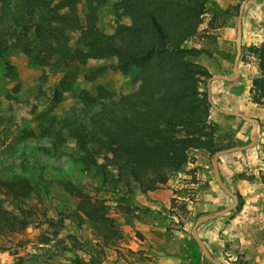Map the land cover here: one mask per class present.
I'll list each match as a JSON object with an SVG mask.
<instances>
[{"label": "rangeland", "instance_id": "1", "mask_svg": "<svg viewBox=\"0 0 264 264\" xmlns=\"http://www.w3.org/2000/svg\"><path fill=\"white\" fill-rule=\"evenodd\" d=\"M116 1L92 3L96 28L104 33L133 24L129 16L113 10ZM240 1L205 0L203 22L186 43L202 49L194 61L211 75H233ZM87 12L85 0H78L72 47L85 28ZM263 41L264 0H250L242 15L239 74L232 81L211 84L215 104L258 120L255 144L221 155L218 161L222 180L240 196L239 208L198 227L211 254L223 264H264V106L254 104L250 94L251 80L258 74L250 49ZM116 63V57L88 61L77 72L73 89L63 92L56 103L53 90L64 78L63 70L39 66L20 53L0 56V177L23 176L32 185V191L20 200L0 193V264H211L193 240L191 227L198 215L232 202L215 182L211 154L190 151L185 165L171 173L164 185L146 192L133 182L129 171L118 180L121 171L112 165L107 166L110 179L103 183L94 175V165L85 167L67 156L49 159L47 167L36 171L21 170L17 164L23 138L50 141L56 137L60 118L78 116L86 123L84 104L78 97L81 90L90 95L105 90L118 104L124 95L140 89L137 69L131 66L124 74L114 67ZM100 67L103 72L90 80ZM200 87L206 92V84ZM210 121L218 126L216 133L224 142L243 145L249 141L250 123L227 118L214 109ZM60 131L64 151L82 155L68 132ZM7 148L14 152L9 159L3 155ZM97 162H104L103 155ZM65 181L102 202L110 220L93 222L78 212L79 199L64 188ZM4 211L17 218L27 214L26 226L18 229L16 224L11 230L1 214Z\"/></svg>", "mask_w": 264, "mask_h": 264}, {"label": "trees", "instance_id": "2", "mask_svg": "<svg viewBox=\"0 0 264 264\" xmlns=\"http://www.w3.org/2000/svg\"><path fill=\"white\" fill-rule=\"evenodd\" d=\"M94 2L104 0H85V28L77 46L72 47L70 34L78 22V0H0V56L20 53L39 66L63 70L64 78L53 90L56 103L63 92L73 89L77 72L90 60L116 57L114 67L126 74L134 66L140 81V89L124 95L118 104L105 90L97 95L81 90L78 97L84 104L86 123L78 116L60 118L56 137L50 141L23 138L17 149L20 169H44L49 159L67 156L85 167L94 165V175L103 183L110 179L109 165L121 171L118 180L129 171L133 182L146 192L164 185L171 173L185 165L190 151L212 155L234 146L218 137V126L210 121L213 108L200 86L211 74L194 61L202 49L186 45L203 22L205 0H118L113 10L129 16L133 24L118 26L111 34L96 28ZM250 52L258 69L251 80V101L264 106V41ZM103 70L96 69L89 79ZM60 129L75 140L82 155L75 157L64 151ZM13 153L8 148L3 151L8 159ZM101 155L104 162L98 163ZM30 182L23 176L11 180L0 177V193L20 200L32 191ZM64 188L79 199L77 211L88 220H110L102 202L69 181L64 182ZM1 214L11 230L16 224L18 229L27 224V214L22 218L5 211Z\"/></svg>", "mask_w": 264, "mask_h": 264}, {"label": "water", "instance_id": "3", "mask_svg": "<svg viewBox=\"0 0 264 264\" xmlns=\"http://www.w3.org/2000/svg\"><path fill=\"white\" fill-rule=\"evenodd\" d=\"M248 1H250V0H241L239 5H238V14H237V20H236V38H235L236 55H235V58H234V61L232 64L233 75L232 76H225L222 74H213L209 78H207V80H206L207 99H208V102L210 103L211 107L217 113L224 114L227 116H232L235 118H239L243 121L250 123V129H249V133H248L249 141L247 143H245L243 145H234L231 147L219 149V150L215 151L211 156V167H212V172H213V177L215 179V182L223 192H225L227 195L232 197V202L228 206L223 207L220 210L199 215L195 219V221L191 227V236H192L193 240L196 242V244L198 245L202 256L207 261L211 262L212 264H223V263L218 258L214 257L211 254V252L209 251L206 244L204 243V241L202 240V238L200 237V235L198 233V227L206 221L215 219V218H217L223 214H226L227 212L235 209L239 203V196L236 193H233L221 178L220 171H219V165H218L219 157L221 155H224V154L249 149L255 144V141H256V130H257V125H258V120L256 118L248 117L245 114L238 112V111L221 108L217 104H215L211 98V84L213 81H215V80L232 81L239 74L238 73V61H239V56H240V52H241L242 15H243L245 5Z\"/></svg>", "mask_w": 264, "mask_h": 264}, {"label": "crops", "instance_id": "4", "mask_svg": "<svg viewBox=\"0 0 264 264\" xmlns=\"http://www.w3.org/2000/svg\"><path fill=\"white\" fill-rule=\"evenodd\" d=\"M220 171V170H219ZM221 178H222V176H221Z\"/></svg>", "mask_w": 264, "mask_h": 264}]
</instances>
